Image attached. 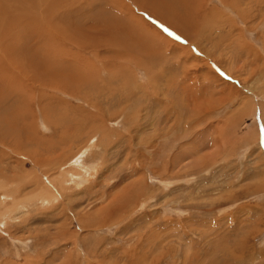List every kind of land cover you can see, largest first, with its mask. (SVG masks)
Wrapping results in <instances>:
<instances>
[{"label":"rangeland","instance_id":"rangeland-1","mask_svg":"<svg viewBox=\"0 0 264 264\" xmlns=\"http://www.w3.org/2000/svg\"><path fill=\"white\" fill-rule=\"evenodd\" d=\"M234 1L3 97L0 264H264V0Z\"/></svg>","mask_w":264,"mask_h":264},{"label":"bare ground","instance_id":"bare-ground-1","mask_svg":"<svg viewBox=\"0 0 264 264\" xmlns=\"http://www.w3.org/2000/svg\"><path fill=\"white\" fill-rule=\"evenodd\" d=\"M205 1L0 0V103L4 102L3 97L5 95L10 96L12 92L19 90L16 87L17 84H23V82L26 84V81L31 82V86L41 82V86L44 89H60L61 91L75 94L76 91L69 89L72 83H70L71 77L68 68L70 63L81 58L76 52L70 51L67 45L75 46L79 49H89L98 58L102 55L100 53L101 50L106 49L107 52H113V56L116 54L119 61H124V63L125 61L137 59L136 54H134L135 48L140 49L144 45V49L143 51L140 50L139 56L149 53L146 58H154L156 55L158 56L159 51H157V48H160V46L162 48L163 45L161 43L163 40V43L168 44L174 42L173 37H170L171 35H163L158 31V28L169 32L163 24L165 23L176 29L178 34L182 31L183 35L184 33L189 35L190 31L188 32L187 29L192 27L194 22H196V26H199L198 24L204 26L207 23L204 19L203 21L198 19L194 22L192 21L194 12L196 19L197 13L201 15L200 11H205ZM224 1L236 4L234 0ZM237 1L240 2L242 0ZM178 8L186 12L177 13L180 10ZM239 12L241 11L239 10ZM148 16H152L157 23L150 22L153 19L150 18L151 20L149 21ZM201 16L203 17V15ZM176 21H178L179 25H176ZM195 27L193 28L195 29ZM191 30L193 31V29ZM159 42H161L160 45ZM61 43H64V46H61ZM152 43H154V47ZM173 46L179 47L183 45L174 43ZM168 50L165 51L167 52ZM109 57H106V59ZM61 68H63L62 73ZM51 70L53 73L50 78L54 76L55 71H58V75H55L57 82L48 84L51 81L45 83L44 76ZM24 78L26 81H23ZM86 78L85 80L87 81L88 78ZM46 79L50 80L47 77ZM21 84H19V87ZM15 95L17 96L18 94ZM42 95L44 96V94ZM23 97L25 99L24 94ZM14 99L16 98H12V100ZM21 99L23 100L22 97ZM7 100H9V97ZM13 116L14 114L8 116V118L11 117L12 120Z\"/></svg>","mask_w":264,"mask_h":264}]
</instances>
